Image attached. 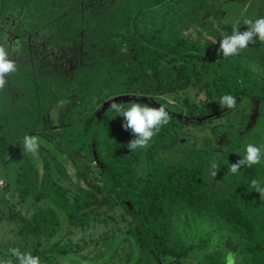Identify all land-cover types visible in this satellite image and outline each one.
<instances>
[{
	"label": "trees",
	"instance_id": "1",
	"mask_svg": "<svg viewBox=\"0 0 264 264\" xmlns=\"http://www.w3.org/2000/svg\"><path fill=\"white\" fill-rule=\"evenodd\" d=\"M225 1H12L42 53L6 44L16 63L6 87L15 82L20 96L0 90V261L19 264L9 252L19 248L40 264H225L228 252L236 264H264V196L251 187H264V160L233 174L235 148L178 141L182 124L229 110L223 95L239 104L264 89V41L218 54L214 11ZM239 4L228 35L264 17V0ZM113 100L166 104L171 119L129 151L123 117L101 110ZM26 135L39 137L38 152L24 151ZM196 222L203 232L192 237Z\"/></svg>",
	"mask_w": 264,
	"mask_h": 264
},
{
	"label": "clouds",
	"instance_id": "2",
	"mask_svg": "<svg viewBox=\"0 0 264 264\" xmlns=\"http://www.w3.org/2000/svg\"><path fill=\"white\" fill-rule=\"evenodd\" d=\"M246 31L234 30L230 35L226 34L219 40L218 54L224 57L234 56L240 50L246 48L250 43H254L256 39L264 41V17L246 19ZM19 42H17L18 44ZM16 71V63L9 58V52L6 45H0V90L6 86V77ZM171 99L168 103H172ZM220 104L228 109L236 107L237 98L230 94H225L220 98ZM109 110L123 117L122 128L130 130L134 136L128 144L129 151L137 149H146L160 128L167 125L171 116L166 111V104H160L159 107H149L146 104L129 102V106L125 107L122 103L113 100L109 106ZM40 139L38 136H24L23 149L29 153H36L40 148ZM261 148L254 144H247L244 150V155L236 163L229 166V171L235 174L242 166H252L261 162ZM212 171L210 175L215 177L218 166L216 163L211 165ZM4 182L0 180V185ZM251 187L259 195L264 196V187L260 186L255 179L251 181ZM9 252L14 256L19 264H40V258L33 256L30 252H21L19 248L9 249ZM0 264H11V261H0ZM225 264H236V254L228 252L225 256Z\"/></svg>",
	"mask_w": 264,
	"mask_h": 264
},
{
	"label": "rangeland",
	"instance_id": "3",
	"mask_svg": "<svg viewBox=\"0 0 264 264\" xmlns=\"http://www.w3.org/2000/svg\"><path fill=\"white\" fill-rule=\"evenodd\" d=\"M239 3H242V0H226L214 11L216 30H214L212 36L216 42H219L224 35L228 34L227 31L223 29V26L228 24L229 27H232L239 19V17H236L238 8L240 7ZM191 16L192 15L188 17L190 18ZM202 19L209 21L210 18L203 13ZM156 26L157 25L153 24L154 28ZM188 29L191 30L192 28L189 27ZM262 73V76H264V70ZM249 84L250 86L252 85V83ZM261 88L262 84H260V90ZM258 90L259 85L257 87H252L253 93L259 97L258 104L257 101H252V99L243 98L239 104L237 102L235 108L219 113L213 118L209 116L202 118H212L209 122H204L202 124H182L180 126L182 133L178 141L184 143V141L187 140L189 141L190 147L196 145L204 147L211 150L214 154H222L227 150L235 148L236 152L242 155H244L246 145L251 143L261 148V158L264 160V97L260 98V92H264V89L261 91ZM60 103L64 104V99L61 100ZM109 105L110 103H105L102 105L101 110H105ZM244 106L247 108L245 109ZM183 109L188 111L190 108L184 106ZM173 111L175 112L176 118L180 119L181 117L178 114L179 111L176 109H173ZM101 112H99V114H101ZM54 116L55 114L53 117ZM185 120H187V118H185ZM15 154L11 158H15ZM1 186L3 187L4 183ZM193 228H195V230L192 229L190 232L192 237H197L203 232L200 224L197 225V222Z\"/></svg>",
	"mask_w": 264,
	"mask_h": 264
},
{
	"label": "flooded vegetation",
	"instance_id": "4",
	"mask_svg": "<svg viewBox=\"0 0 264 264\" xmlns=\"http://www.w3.org/2000/svg\"><path fill=\"white\" fill-rule=\"evenodd\" d=\"M12 1L13 0H11V2L8 3V4H10V5H8V7H5L2 4V0H0V5H1L0 6V45H6L7 43L12 42V41L18 42L17 40H20L19 43H21V41L24 42L25 40L29 41V45H31V46H29V49L33 52V54L35 56V57L34 56H32V57L37 59L41 56L40 52L42 53V49L40 50L41 46H40V48L37 47L34 43V40L32 39V36H27L29 34L23 35L22 31L24 30V28L27 25V19L25 18L24 14H23L24 10L21 8V6H16V5L12 4ZM23 17L26 19V22L23 19ZM20 31H21V33H20ZM27 33H28V31H27ZM25 36H27V37H25ZM16 42H14V43H16ZM7 48H9V46ZM66 59H67L66 56L61 58L62 62L65 61ZM50 60H51V57H50ZM61 65H63V64H61ZM8 84L11 86V88H9V87L7 88L5 86L4 90H7V93H10L9 91H12L13 96L19 97L20 93L15 87L16 83L11 82ZM7 95H11V94H7ZM252 101H257V104L259 102V100H256V99L252 100ZM68 104H69L68 101H65L64 104L59 103V106H64V105H68ZM244 108L246 109L247 107L244 106ZM246 121H247V118H246Z\"/></svg>",
	"mask_w": 264,
	"mask_h": 264
}]
</instances>
